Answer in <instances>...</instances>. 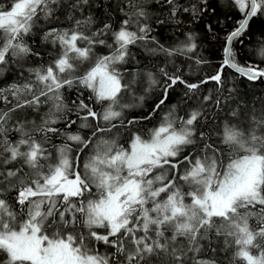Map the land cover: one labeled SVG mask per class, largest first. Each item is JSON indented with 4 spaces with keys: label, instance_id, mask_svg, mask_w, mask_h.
<instances>
[{
    "label": "snow or ice",
    "instance_id": "snow-or-ice-1",
    "mask_svg": "<svg viewBox=\"0 0 264 264\" xmlns=\"http://www.w3.org/2000/svg\"><path fill=\"white\" fill-rule=\"evenodd\" d=\"M231 2L242 19L226 37L220 67L188 82L166 67L157 70L161 79L138 71L127 80L119 66L134 60V45L165 57L195 52L191 33L173 47L152 33L154 25H181L184 13L199 17L207 0H0V76L41 56L30 38L59 46L47 64L24 69L23 81L0 86V264H224L221 254L228 264H264V97L244 103L225 73L264 80V68L242 65L232 47L251 18L264 17V0ZM97 8L121 13L119 26L107 12L102 26L87 31ZM58 13L72 25L42 26L59 21ZM98 46L109 53L97 54ZM258 56L264 61V46ZM141 75L148 87L136 97ZM209 83L213 90L202 94ZM177 84L182 102L196 104L185 115L166 105ZM154 87L161 96L147 115L125 114ZM70 89L78 92L71 108ZM129 95L139 103L124 102ZM205 104L224 114L207 131ZM77 120L76 132L54 126L71 129ZM52 136L65 142L52 144Z\"/></svg>",
    "mask_w": 264,
    "mask_h": 264
},
{
    "label": "trees",
    "instance_id": "trees-1",
    "mask_svg": "<svg viewBox=\"0 0 264 264\" xmlns=\"http://www.w3.org/2000/svg\"><path fill=\"white\" fill-rule=\"evenodd\" d=\"M107 3H111L112 0H106ZM149 10L154 14L157 13V8L154 4L149 5ZM96 23L91 26L87 31H95L98 27L102 26V22L106 19V13H112V19L108 21L113 24V27L119 26V21L123 18L122 14L114 11L111 8H97L93 10ZM60 15L59 21L52 23L41 22L44 28L47 27H70L72 25L71 20H66L63 14ZM77 18H81L77 14ZM155 15L153 16V19ZM183 23L179 26L176 25H154L155 31L152 33L156 39L163 44L165 47H173L177 44L186 41V34L191 33L195 38L197 49L195 52L188 53L187 55H176L172 57H165L163 54L150 55L142 47L131 46L130 50L134 54V60H129L127 64L120 65V70L124 73L125 79H132L133 74L145 71H152L157 74V78L161 79L158 74L159 67H166L169 72L177 71V74H182L184 79L188 82H198L201 77L215 74L217 69L220 67L221 60L223 59V49L226 45V37L232 32L238 25L237 22L242 19L241 12L232 5L231 0H207V11H205L199 17L193 18L188 13H184L179 17ZM209 26H211L209 28ZM240 41H243L241 43ZM108 42L112 43L111 37H108ZM29 43L32 45L34 50L40 52V57H30L23 68L13 66L7 73L0 76V86H8L11 83L23 81L29 76L27 71L24 69L39 67L41 64H47L54 59L59 51V46L53 48L51 44L45 43L39 35L30 38ZM264 46V17L257 16L253 17L248 25V28L243 36L238 38L232 45L237 51V60L244 65L255 64L259 67L264 68V61L258 56L259 49ZM149 47H155V45H149ZM96 52L107 55L109 49L98 46ZM191 57V58H189ZM197 57L203 58L208 63L196 64ZM171 61V62H169ZM87 67V65H84ZM24 71L23 77L20 76V72ZM225 73L229 80L235 82V87L239 90V97L244 103H249L257 98L264 97V80L249 81L246 77L234 73L229 69H225ZM141 85L137 89V96L144 95V89L148 87V81L145 76H138ZM231 87V85H229ZM214 88L213 83L203 86L202 94L207 91L210 92ZM185 89L182 85L177 84L174 90H169L168 100L166 105L171 106L173 104L178 105L180 115H185V110L195 107L196 104L193 101H189L188 104L182 102V96ZM65 99L68 103L69 108L72 107L71 102L77 99L78 92L76 89L64 90ZM89 95L88 91H84L82 97L85 103H91L94 110H99V105L91 102L87 99ZM161 93L158 87H154L153 91L148 93L141 107H137L130 112L125 114L129 117L147 115L152 107L158 102ZM139 103V101L134 100ZM2 106V105H0ZM163 107V106H162ZM207 109L205 115L207 120L203 121L205 124V131L214 127L215 125H222V117L224 114L221 113L217 116L218 110H213L207 104L204 105ZM48 106L41 109V113L35 116L37 123H39L40 115L47 112ZM164 111H167L164 108ZM162 113L157 112L153 117L152 121L146 122L144 127L150 128L160 117ZM83 115V113H82ZM33 118V114L29 112V119ZM69 120H76L77 117L74 112L68 113ZM80 121L77 120L76 124H73L71 129H67L65 122L54 125L62 130L70 132H76ZM123 132V129H121ZM82 134H87V130H83ZM13 139H17L18 136L15 133L10 134ZM39 138V137H38ZM123 139V137H122ZM62 137L52 136V144L64 143ZM68 143H72L68 141ZM87 151V150H85ZM104 251L103 246L100 248ZM232 250L226 254L231 256ZM221 259H224V264H228V260L225 258V254H221ZM235 264H244L242 260L237 259Z\"/></svg>",
    "mask_w": 264,
    "mask_h": 264
},
{
    "label": "rangeland",
    "instance_id": "rangeland-1",
    "mask_svg": "<svg viewBox=\"0 0 264 264\" xmlns=\"http://www.w3.org/2000/svg\"><path fill=\"white\" fill-rule=\"evenodd\" d=\"M99 55H102L103 53H98ZM128 80V79H127ZM131 80V79H129ZM141 85V81H139V77H137V83L134 85V91H135V96H137V89L139 88V86ZM135 99H133V97L131 95L126 96L125 97V101L127 103H137L134 101Z\"/></svg>",
    "mask_w": 264,
    "mask_h": 264
},
{
    "label": "water",
    "instance_id": "water-1",
    "mask_svg": "<svg viewBox=\"0 0 264 264\" xmlns=\"http://www.w3.org/2000/svg\"><path fill=\"white\" fill-rule=\"evenodd\" d=\"M251 19H252V18H251ZM251 19H250V20H251ZM250 20H249V22H250ZM244 77H245V76H244ZM246 78H247V77H246ZM256 81H258V80H256Z\"/></svg>",
    "mask_w": 264,
    "mask_h": 264
}]
</instances>
